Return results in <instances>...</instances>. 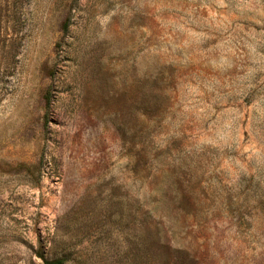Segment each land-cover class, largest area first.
<instances>
[{
  "label": "rangeland",
  "instance_id": "rangeland-1",
  "mask_svg": "<svg viewBox=\"0 0 264 264\" xmlns=\"http://www.w3.org/2000/svg\"><path fill=\"white\" fill-rule=\"evenodd\" d=\"M0 264H264V0H0Z\"/></svg>",
  "mask_w": 264,
  "mask_h": 264
}]
</instances>
